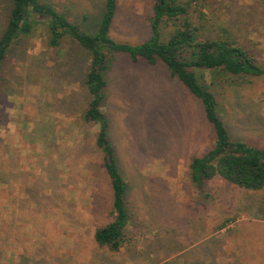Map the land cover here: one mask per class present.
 I'll return each instance as SVG.
<instances>
[{
    "label": "rangeland",
    "instance_id": "obj_1",
    "mask_svg": "<svg viewBox=\"0 0 264 264\" xmlns=\"http://www.w3.org/2000/svg\"><path fill=\"white\" fill-rule=\"evenodd\" d=\"M50 1L97 32L106 0ZM153 7L119 0L111 37L149 40ZM10 8L0 0V36ZM202 11L213 35L246 47L264 69V0H205ZM176 24L162 23V41ZM88 67L77 43L51 48L40 27L2 63L0 264H264V187L221 178L195 185L189 165L216 142L202 100L161 61L134 62L123 52L109 53L103 111L130 221L119 252L95 242L96 229L113 221V190L99 127L83 118ZM205 77L231 140L264 149V75Z\"/></svg>",
    "mask_w": 264,
    "mask_h": 264
},
{
    "label": "trees",
    "instance_id": "obj_2",
    "mask_svg": "<svg viewBox=\"0 0 264 264\" xmlns=\"http://www.w3.org/2000/svg\"><path fill=\"white\" fill-rule=\"evenodd\" d=\"M205 0H154L149 40L131 45L117 42L111 29L119 0H106L105 11L97 32L89 33L81 24L73 22L50 0H11L6 26L0 36V68L20 42L31 38L38 28L44 31L48 46L61 48L75 42L88 53L89 67L84 77L88 105L83 113L86 123L99 127L96 144L103 154L113 190L111 214L113 221L96 229L95 242L111 252H119L130 221L126 205L127 182L120 173L115 151L108 136V120L103 111L109 68V53L123 52L132 61L143 59L154 65L161 61L195 95L201 99L208 121L214 126L216 142L203 157L194 158L189 165L192 182L201 187L206 181L221 178L236 186L259 190L264 187V149L245 141L231 140L222 117L218 114L215 93L205 81V72L221 71L232 76L264 75L250 51L230 37L213 35L204 25ZM198 16L199 22L194 18ZM166 20L176 22L168 41L161 40V25Z\"/></svg>",
    "mask_w": 264,
    "mask_h": 264
}]
</instances>
